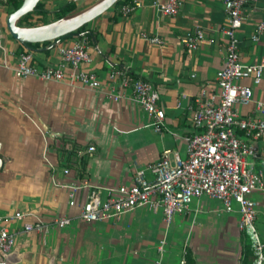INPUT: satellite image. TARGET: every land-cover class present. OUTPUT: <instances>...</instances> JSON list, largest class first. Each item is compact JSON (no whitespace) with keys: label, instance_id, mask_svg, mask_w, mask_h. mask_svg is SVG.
<instances>
[{"label":"crops","instance_id":"obj_1","mask_svg":"<svg viewBox=\"0 0 264 264\" xmlns=\"http://www.w3.org/2000/svg\"><path fill=\"white\" fill-rule=\"evenodd\" d=\"M40 1L47 10L44 18L49 19L68 2L81 11L99 0ZM152 2L144 0L127 15L119 5L113 6L86 25L92 61L82 70L98 75L97 89L72 81L69 69L59 82L16 77L12 66L21 47L3 32L0 62L4 59L9 65L0 64V227L14 235L12 249L3 256L6 264H178L183 250L190 264H242L248 242L237 227L238 214L225 212L219 202L206 197L193 200L168 226L160 212L145 207L118 220L85 223L78 218L90 191L86 185L129 184L136 168L154 163L164 152L170 163L175 155L185 157L183 137L192 132L189 106L201 89L216 92L215 75L224 66L226 46L221 0H183L174 16L162 14ZM262 21L264 0L243 8L237 37L245 64L264 62V34L257 42L251 40ZM193 28L202 30L204 41L188 50L180 38ZM142 33L161 43H150ZM74 40L73 35L30 50L35 64H60L58 49ZM114 69L157 90L158 106L164 112L158 130L130 92L116 100L109 97L118 91L116 82L107 79ZM242 84L251 86L254 101L264 103V73L258 85L249 80ZM234 110L242 117H260L253 103L236 105ZM70 143L80 147L78 159L86 158L81 177L74 158L69 161L61 154ZM256 145L264 149V136ZM90 146L94 151L87 152ZM72 188L75 205L70 207ZM251 199L264 241V190L252 193ZM16 212L28 214L25 221L37 217L52 223L67 217L71 222L64 227L52 225L44 234L27 233L23 221L13 219ZM161 240L165 245L159 252Z\"/></svg>","mask_w":264,"mask_h":264},{"label":"built area","instance_id":"obj_2","mask_svg":"<svg viewBox=\"0 0 264 264\" xmlns=\"http://www.w3.org/2000/svg\"><path fill=\"white\" fill-rule=\"evenodd\" d=\"M144 0H129L119 5L123 15L140 8ZM183 0H153V7L166 16L177 14ZM254 0H221L226 25L222 33L226 39L225 59L222 69L216 72V92L201 89L200 94L189 106V122L192 132L183 137L185 157L174 156L173 163L167 152L152 164L134 170L131 182L116 187H93L79 207L78 218L85 223L118 220L135 208L145 207L152 212H160L163 223L168 226L174 216L181 215L193 200L206 197L222 205L225 212H236L237 227L249 244L252 261L250 264H264V241L256 227V203L251 194L264 190V149L256 143L264 136V103L253 100L249 80L258 85L264 73V62L245 64L239 55L237 32L242 25V10ZM39 19L34 17V22ZM31 20V19H30ZM29 20V22H30ZM0 20V50L3 34ZM264 34V21L258 23L251 35L257 42ZM72 44L58 49L61 63L39 67L35 64L30 50L16 56L13 74L18 78L36 77L42 81L59 82L65 78L66 69L72 81L88 88L97 89L101 80L94 71H84L82 66L91 63L89 39L83 34L74 35ZM141 37L150 43L160 44L155 37L142 33ZM204 41L199 28L187 31L180 42L188 50L197 49ZM94 47V50H97ZM0 64L8 66L2 59ZM107 79L116 82L118 91L111 92L113 100L130 92L141 110L154 122L158 130L164 117L158 106L159 94L153 86L142 79H135L121 69L111 70ZM253 103L260 117H242L234 110L236 105ZM179 106V104H178ZM94 151L92 146L87 152ZM68 170H64L66 174ZM74 191L69 192L68 205L73 207ZM28 214L16 212L13 219L23 221L24 232L36 231L44 234L52 225L64 227L71 220L67 217L55 218L52 223H44L39 218L25 221ZM14 245V235L6 227H0V256L9 253ZM165 241L161 240L157 250L163 251ZM178 264H187L183 250Z\"/></svg>","mask_w":264,"mask_h":264},{"label":"water","instance_id":"obj_3","mask_svg":"<svg viewBox=\"0 0 264 264\" xmlns=\"http://www.w3.org/2000/svg\"><path fill=\"white\" fill-rule=\"evenodd\" d=\"M39 1L23 0L16 10L8 13L5 17L4 25L7 33L19 44L51 42L75 32L81 26L87 25L112 8L118 0H99L88 8L43 25L32 27L17 26V21L26 14L31 13ZM3 260L4 257L0 256V264H6Z\"/></svg>","mask_w":264,"mask_h":264},{"label":"trees","instance_id":"obj_4","mask_svg":"<svg viewBox=\"0 0 264 264\" xmlns=\"http://www.w3.org/2000/svg\"><path fill=\"white\" fill-rule=\"evenodd\" d=\"M23 0H2L1 1V5L3 6V11L5 13H10L14 10H16L22 3ZM129 0H118L116 2V5H121V4H125L127 3ZM11 9V10H8ZM77 12L76 6L72 3V2H68L65 5H63L62 7H60L56 12H55V17L57 19H61L67 15L70 14H74ZM47 10L44 9L41 1H39L36 6L34 7L33 11L31 13L26 14L25 16L21 17L18 21H17V26L20 27H32L34 26V24L30 23L29 20L32 16L36 15L38 18H42L46 15ZM45 24V23H44ZM89 31L86 30V25L81 26L79 29H77L75 32L69 33L67 35H64L58 39H55L54 41L51 42H42V43H34V44H30V43H25V44H20L19 46L21 47L20 50H18V53H22L24 50L22 48H26L27 50H34L35 48H37L39 45H48L51 43H55V42H61L64 39H67L73 35L76 34H83L85 36H89ZM80 151V147L77 146L76 144L70 143L69 144V148L67 149H63L61 151V154L63 156H65L67 158V160L71 161L73 158V160L76 163V166H78V171H79V176H82V173L85 169V165H86V158H84V156L81 158H77V153ZM186 261L187 264H190V260L186 255ZM252 261V253L249 249V245L245 243V249H244V257H243V262L242 264H250Z\"/></svg>","mask_w":264,"mask_h":264},{"label":"rangeland","instance_id":"obj_5","mask_svg":"<svg viewBox=\"0 0 264 264\" xmlns=\"http://www.w3.org/2000/svg\"><path fill=\"white\" fill-rule=\"evenodd\" d=\"M8 10H11V9H8ZM78 11H80V10H77V12ZM8 14V12L6 13V15ZM6 15L3 17V19H0L2 22H3V27H2V30H3V32H5L7 35H9L8 33H7V31H6V29H5V25H4V20H5V17H6ZM36 15H34V16H32L30 19V23H32V24H34V26H37V25H43L44 23H49V22H52V21H55V20H57V18L55 17V18H44V17H42V18H39V19H36L34 22H32L33 20H34V17H35Z\"/></svg>","mask_w":264,"mask_h":264},{"label":"bare ground","instance_id":"obj_6","mask_svg":"<svg viewBox=\"0 0 264 264\" xmlns=\"http://www.w3.org/2000/svg\"><path fill=\"white\" fill-rule=\"evenodd\" d=\"M68 23H70V22H68Z\"/></svg>","mask_w":264,"mask_h":264}]
</instances>
